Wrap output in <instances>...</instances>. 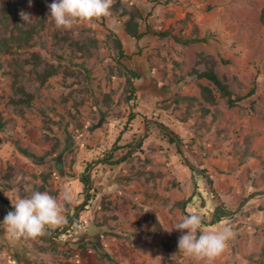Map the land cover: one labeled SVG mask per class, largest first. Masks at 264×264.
<instances>
[{"label":"rangeland","instance_id":"374dc122","mask_svg":"<svg viewBox=\"0 0 264 264\" xmlns=\"http://www.w3.org/2000/svg\"><path fill=\"white\" fill-rule=\"evenodd\" d=\"M14 2L30 22L42 17L43 27L17 54L0 53V197L11 204L18 193L61 197L67 189L72 201L64 227L50 238L18 240L2 223L0 205V264H203L178 250L182 233L174 227L191 212L209 220L213 207L233 214L227 221L235 233L213 264H264V0H129L126 9L142 15L135 18L139 32L146 24L169 31L139 39L113 8L107 18L63 30L50 17L53 0ZM19 13L25 28L30 22ZM8 34L0 23V36ZM54 34L83 42L89 54ZM116 36L128 58L118 57ZM195 36L206 40L182 41ZM32 53L41 57L36 71L47 64L57 71L40 84L26 64L22 82L33 100L14 105L12 59ZM208 57L234 94L253 86L254 94L229 107L211 81L193 74L209 66ZM127 69L139 74L129 123ZM200 85L211 89L212 101ZM161 124L178 141L170 142ZM114 145L109 161L101 160ZM92 160L85 187L80 172ZM193 191L199 196L182 206ZM75 214L82 226L63 234ZM10 247L25 252L13 255Z\"/></svg>","mask_w":264,"mask_h":264},{"label":"trees","instance_id":"16d2710c","mask_svg":"<svg viewBox=\"0 0 264 264\" xmlns=\"http://www.w3.org/2000/svg\"><path fill=\"white\" fill-rule=\"evenodd\" d=\"M129 0H115V3L113 5V9L117 12V14L124 16H127V19L125 21V31L128 35L131 37H135L136 39H139L146 35L147 33H152L156 36H166L169 31H155L154 29L150 28L147 24L145 25L146 28L144 31L139 32L138 30V24L137 20L135 18L137 17H142L141 12L136 9L135 7L131 10H127L125 7V3L128 2ZM148 2L152 3H160L161 0H147ZM18 13H19V8L17 7V3L14 2V0H5L4 2L1 3L0 7V23L1 27H3L4 32H8V35H1L0 36V53H9L12 55H15L19 52V49H21L24 45H31L33 38L35 35L38 34L39 30L43 27V18L40 17L36 19L33 22H30L25 28H22L19 25V19H18ZM13 22V25L9 27L10 22ZM260 22L261 24L264 25V8L261 11L260 14ZM15 31V33H13ZM54 36L60 40H69V37L66 36H57V34H54ZM177 41L182 40L177 37H174ZM206 39L204 37L200 38L195 36L194 38H191L190 40H182L183 43H186L188 41H205ZM113 43L115 48L117 49L118 52V57L120 58H128V55L125 54V49L123 47L122 41L116 36L113 39ZM69 45L73 49H77L81 51L83 54H89V51L86 47V45L83 42H80L78 40H69ZM41 57L37 53H32L31 57L25 58V59H18L17 57H13L12 59V77H13V89L14 92L18 95L17 97H11L10 102L13 103L14 105H19V104H30L33 100V94L27 90H25L23 86V76L26 72L25 65L26 64H32L31 68L29 69L33 72L35 78L40 82V84H43L48 77L56 73L57 71V66H54L52 64H47L45 65L41 71H36L35 67L37 66L38 63H40ZM208 62L209 66L202 70V71H197L194 70L193 74H195V77L198 78H206L207 80L211 81L215 87L217 88L220 96L224 97L226 99V102L229 107L235 106L239 101L244 99L247 96H250L254 94L255 92V87H251L243 96H239L234 94L228 87L227 83L224 80H221L217 73L214 71L213 67L215 65V61L213 58L208 57ZM129 75L126 76L125 79V84H126V96L125 99L127 102H131V110L128 114L127 120L128 123L135 117L134 114V106H136L135 102V86L133 83V79L139 78V74L134 72L133 70L127 69ZM201 92L205 96V98L209 101L213 100V96L211 94V89L208 86L205 85H200ZM3 126V122L1 121L0 117V127ZM161 127L163 128L164 133L168 136V139L170 142H176L178 141L177 135L171 130L168 129V127L164 126L161 124ZM171 130V131H170ZM167 131V132H166ZM171 135L175 136L171 137ZM129 146V145H128ZM117 148H119L117 145H114L113 148L107 150L101 157V160L103 161H109L110 157L112 156L113 151H115ZM22 151L30 156L34 161L36 162H42L44 161V156H38L33 153L27 152L25 149H22ZM125 156V155H124ZM109 158V159H108ZM96 160H92L89 162H86L83 169L80 172V181L83 184V186H87L89 182V171L90 168L95 165ZM60 167V163H58ZM193 173H196V170L193 168L191 169ZM87 200L89 201L92 198V195L89 194L87 195ZM199 196L198 193H193L182 202V206H185L187 203H192L195 198ZM88 201H85L84 204L82 205L83 209L85 206L88 204ZM0 205L3 208V220L4 217L7 215L9 211H14V208L12 205L2 197H0ZM76 208V207H75ZM212 215L209 220H205V227H211L215 226L219 223H221L224 220H228L229 218L232 217V213H228L227 211H224L222 207H213L211 209ZM74 214H71L69 216V220L73 217ZM74 223L66 227L65 231L63 234H68V231H73L74 228H79L82 226V223L78 221L79 219V214H75L74 216ZM64 227V225L62 226ZM62 229V228H61ZM58 230V229H57ZM55 231H50L47 235H45L47 238H50V235L52 236V232H57ZM19 249V250H18ZM10 250H14L13 255H21L24 254L25 250L24 247L21 248H15V247H10ZM104 257H107L106 254H103Z\"/></svg>","mask_w":264,"mask_h":264},{"label":"clouds","instance_id":"9594fccd","mask_svg":"<svg viewBox=\"0 0 264 264\" xmlns=\"http://www.w3.org/2000/svg\"><path fill=\"white\" fill-rule=\"evenodd\" d=\"M114 3L115 0H53L47 7L57 29L71 30L79 21L90 22L111 16ZM19 15L26 24L32 19L24 11ZM71 201L72 195L67 189L61 197L47 191H33L23 198L18 193L16 199H11L14 211H9L2 223L7 226L13 239L43 237L66 223V206ZM204 221L205 217L199 212H191L180 218L174 227L182 233L178 238V250L198 262L213 264L229 247L235 233L227 220L214 230L205 227Z\"/></svg>","mask_w":264,"mask_h":264}]
</instances>
